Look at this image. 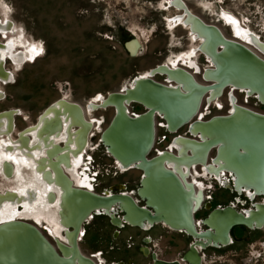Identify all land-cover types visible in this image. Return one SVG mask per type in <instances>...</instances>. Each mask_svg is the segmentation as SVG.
<instances>
[{
    "label": "rangeland",
    "instance_id": "obj_1",
    "mask_svg": "<svg viewBox=\"0 0 264 264\" xmlns=\"http://www.w3.org/2000/svg\"><path fill=\"white\" fill-rule=\"evenodd\" d=\"M183 1L194 15L207 24L216 25L225 37L233 39L231 28L224 21V18L230 16L241 24L240 28L248 29L249 33L255 34L264 42V0ZM177 14L180 11L169 6L167 0H0V19L11 21V33L20 41L18 48L26 53L32 47L33 51L36 50L33 55L25 54L29 55L27 59H24L22 52L13 54L10 45L0 51L1 56L9 54L16 63L9 59L4 61L5 68L12 72L13 78L7 84L0 83L3 91L0 111H15L12 137L23 127L32 125L43 109L58 98L77 102L84 107L98 95L105 97L108 92L126 87L135 76L144 75L162 63L178 62L194 75L197 82L203 83L201 74L188 67L187 62L195 61L200 70L211 64L200 51L186 59L185 54L198 45V40H192L183 25L169 26L168 19ZM1 35L0 41H4ZM132 44H135V48H132ZM252 49L258 54L256 49ZM153 79L162 82L164 76L155 75ZM234 94L239 104L264 113V107L254 96L247 97L240 90L234 91ZM229 105L226 89L217 101L208 104L202 100L200 111L203 119H208L214 115L226 114ZM128 107L131 113L139 114L144 111L137 103H130ZM113 113L111 107L85 112L87 118L94 117L101 120V123L89 132L81 166L77 167V177L87 176L89 182L93 181L96 192L122 183L125 185L124 192L134 198L140 172L133 168L119 169L100 142V134ZM185 128L183 126L176 132L169 133L161 117L157 115L154 144L148 157L154 156L158 150L168 148L176 135L191 137ZM213 155L212 151L209 157L212 158ZM196 171V174L194 171L192 173L197 182L201 183L204 196V205L194 214L196 223L212 208L229 202L238 211L250 208L251 201L246 192L231 195L221 187L223 177H226L228 183L231 179L229 175L216 179L204 173L201 167H197ZM191 178L190 174L189 179ZM12 186L11 181L0 178V192ZM252 201L264 202V199L255 197ZM208 202L211 207L205 208ZM39 215L35 218L38 219ZM35 226L55 245L46 224ZM204 228L202 224L197 225L198 230ZM235 230L240 231V228ZM251 231L252 239L235 240L241 250H237V264H250L263 258L264 225L261 229ZM245 233L249 232L244 231L243 236ZM79 235L82 253H96L105 264L125 258L133 259L137 264L145 263L146 260L137 250L145 237L166 245L168 248L164 256L169 260L179 259L187 246L195 241L193 237L171 231L161 223L154 225L149 232L127 224L119 230L108 222L106 216L95 217L85 223ZM17 243L20 242L16 241L14 247H17ZM25 247L24 244H19L15 253L17 257L13 254L16 263L26 264L27 260H31ZM22 248L25 249L23 258L22 254L19 255ZM206 250L200 251L205 255L201 264H220L215 261L218 257L216 251L212 248ZM225 255L220 260L221 264H226Z\"/></svg>",
    "mask_w": 264,
    "mask_h": 264
},
{
    "label": "bare ground",
    "instance_id": "obj_2",
    "mask_svg": "<svg viewBox=\"0 0 264 264\" xmlns=\"http://www.w3.org/2000/svg\"><path fill=\"white\" fill-rule=\"evenodd\" d=\"M167 4L181 11L180 14H177L168 19L169 26H175L178 24L183 25V27L185 26L188 28L189 36L191 37V39L199 41L196 47L189 49L188 53L185 54L186 59L190 58V56H192V54H194L196 51H200L202 54H204L208 62H211V65L205 67L202 71V74H204L206 79H213V80L208 81V83L207 82L199 83L196 81L193 75L190 74L188 71H186L184 68L180 66L173 68L172 66L176 65V63L173 61L170 62L169 64L170 68L166 65L159 64L155 66L154 68H152L150 71H148L149 73L144 74V75L148 74L147 76L135 77V81L131 82L130 85L126 87L124 86L122 89L118 91L109 92L105 97L103 96L101 97V95H98L96 98L91 100V102L93 103H96L97 101H99L98 104L90 103L88 105L89 108L86 107L85 109L86 112H90V108L96 109V108H106V107H112L113 110L115 111L114 107H116V109H120L122 98H124L123 99L124 104L126 101H129L130 99L131 101H141V102L147 103L150 107V110H153L155 107V110H157V114H160V115L163 114V116L166 119L165 121L166 128L168 127L169 130L175 131L177 130L175 127L178 124L176 120L180 119V117H182L183 114L186 113L187 111L193 110L194 107H196L197 103H199L200 101L199 99L205 91L204 86L210 85L214 82H215V85L210 87L208 91L203 95V97H205L204 98L205 101L207 100L206 102L209 101L210 103L214 99L219 98L222 95L223 91L228 87L230 89L228 90L229 95H232L231 94L232 90L237 89V90L243 91L244 93L250 94L248 96H254L255 94H257L258 98L262 102H264V58H263L264 57V42L259 41L257 39L258 36H256L255 34L249 33L250 31L248 29L245 30V28L243 27L240 28L239 26L241 24L237 22L234 18H231L230 16L224 18V21L231 28L233 39L232 38L229 39L225 37V35L221 32V30L216 25L207 24L203 20H201L198 16L194 15L188 9L187 5L184 3L183 0H167ZM7 28H10V25ZM218 45H221V47L217 48ZM251 46L258 51V54L254 52ZM133 48H135V45ZM259 54L262 55L263 57H261ZM196 71H198V68ZM156 73L167 74L168 80L173 79L175 82L169 85V83H161V82L154 80L153 78H152L153 80L151 81L149 77L150 74H156ZM150 82L153 83L154 85L150 84ZM135 84L136 86H134ZM159 84L162 85L161 89L157 88L161 86ZM224 84H228V85L227 87L222 89L221 87H223ZM154 86H157V87H154ZM203 97L201 98V101L203 100ZM64 99L60 98L57 100V104L59 105V107L53 106V103H52L51 105H49L43 110V113H47L46 111L49 110V112L52 113L53 116H51L50 119L45 118L43 120V126L41 130L46 132L47 134L54 133L56 134L57 137L58 135L60 136L59 131L61 130V127H62L61 126L62 122H61L60 117L61 115L65 116L67 113H69V115L71 116V125H73L74 127H77V129H75L73 132L74 137H75L74 139H71L72 134L70 130H67L66 131L67 136L63 138L60 137V139L61 138L64 139L63 146H59L58 144H56L53 146L52 150H48L46 152V154L49 157H51L49 160V166L54 169L57 178L62 183V190H63L61 194L62 202L64 203L63 206L66 210V213H64L65 214L64 224L67 227H69L70 224H75L72 219H74L77 213L81 211L80 209L81 206H84L87 203V200L76 195L77 193H75V191L73 190L75 189V187L71 186V182L69 181L67 176L62 171L63 169L59 166V164H55L52 158L54 157L55 152H60L64 150H67L68 152L73 151L70 148L71 146L70 144L73 142L75 143V146L77 147L76 149L77 152H79L86 143V133H84L83 126H85L86 129H89L91 126V121L89 123L85 122L83 118V112L81 111V108L79 107L78 104L68 102ZM201 101H200V104H201ZM107 103L113 104V105L105 106V104ZM231 103H232V108L231 109L229 108V109L233 117L219 123L221 124L219 125L220 128L218 127V129H213V128L207 129L204 126H209L210 123L201 124L207 119L201 120L200 118L197 119L196 117V119L192 121L190 120L189 124L191 123L190 131L192 133H195L196 131L200 132L199 133L200 137L196 135L198 139L178 136L173 139L174 143L177 146L178 155L173 154L170 151H162L161 153L155 156H152V157H155V159L151 161L152 164L148 167L149 170H151V175H152V180H153L151 181V184L149 186V188L152 191L149 188H146L147 186H143L141 190V192H144L145 195L147 196V201L149 202V204L152 203L154 207H156L157 209H160L161 211L169 210L170 212H173L175 214L176 219L173 220L174 221L172 222L173 224L168 223L166 224V226H169L172 229L174 228H176V230L183 229L188 233L191 232L193 234H198V238H202L208 241V242H205V244L200 243L201 246H205L206 244H209V243L214 244L220 240L223 242L224 236L223 234H220L219 229H221L222 225L225 224L226 220L227 221L240 220L241 217H236V216L233 217V215H231L228 212L229 209H227L228 211H224L220 214L217 213V215H214L213 213L206 220V222L210 226L216 227L215 231L211 227L210 228L207 227L209 228L207 231L204 230L202 232H197L195 229L196 233L192 232L190 228H188L187 226H183L182 224H179L180 220L178 219H180L181 216L180 215L178 216V214L181 208H179L180 201L179 200L175 201V199L178 198L177 196H175L176 187L170 184L166 178L162 180L159 179L161 175H159L158 170L160 167L163 166L170 173L177 176V178L182 183L184 191L187 194L186 200L188 204L190 205L191 210L193 211L195 210V208L200 202L201 191L199 190L195 192L192 184L189 183V185H187L188 183H185L183 181L184 179L182 178L183 177L186 178L188 174L185 176L183 172H182L183 174L180 172L181 174L180 175L177 171H174L171 168H168L169 162H170L169 163L170 166H171V163H173L174 165H177V166L185 165L188 169L198 164L200 165L202 164L204 166L206 165L208 170L211 172L210 175L214 174L215 176H218L219 173H220L219 176H221V174L226 169L229 172H235L233 184H234L235 189L239 193H242V191H247L249 192L250 197H253L256 194L264 193V124L258 125L260 124L258 122L248 123L249 121L246 119H243L244 115L243 113H240V112H249L253 115H263L264 113L255 111L249 107L235 103L234 97H231ZM12 112L13 110H9V114L7 115L11 117L12 119L11 125L13 126V115L11 116ZM70 113H72V115ZM221 115L222 114L214 115V117L221 116ZM67 118L68 117H66L65 120H67ZM93 121L95 120H92V122ZM4 122L5 121L3 120L0 123V134L4 132V127H5ZM175 122L177 123L176 125H175ZM79 123H82L84 125H79ZM99 123L100 122H96L94 123V125L95 124L98 125ZM26 128L17 132V134L15 135L16 139L18 140L20 139V136H19L20 133L25 131ZM138 128H139V131L136 132L133 136L130 134L128 136L127 135L128 133H126V131L124 130H119L118 126L115 129H113L110 135L111 136L110 142L112 143L111 145L113 146L112 149H114L113 151L123 156V158L131 157L134 153H136V150L138 147L137 143H141L144 138V130L142 126L140 125L138 126ZM12 133L13 131L11 129L10 134ZM214 139L220 141L218 156L214 158L212 161L208 160L209 159V156H208L207 160L205 161V156L208 150L207 148L208 144L212 142ZM6 143L7 142L5 140H0V163H2L1 162L2 160H12L19 173L20 172L23 173V171H21L23 170V168H26L27 170V168L33 167L34 163H32L31 160L24 159L22 154L18 155L16 152L5 151L4 144ZM239 147H241V149L239 150L240 154L238 155L237 153H238ZM73 152H75V150ZM67 161H68V157L66 154V156L64 155L63 163L67 165L68 164ZM208 161H209V164H206ZM10 163L8 164L7 162H5L6 169L9 172V176L12 175V165ZM78 163H79V157L77 158L76 156V158L72 160L71 173H72L73 178H75L73 180H76L77 182H78V178L74 175V173H75V167L77 166ZM117 165L120 168L129 167L126 164L119 162V161H117ZM140 165L141 164L137 162L136 166H140ZM149 170H147V173L150 174ZM71 173L69 174L71 175ZM38 177L36 176V179ZM154 183H155V189L153 186ZM166 185L168 187H166ZM23 187L18 186V190L20 193L24 191ZM42 188L43 189H41L39 193L40 197L36 199H32V201L31 200L28 201L27 202L28 204L27 203H23L24 205L22 204L23 210H21L20 213L22 211L23 213L21 214L17 212L16 210H14L13 208H11L10 206L8 207V205H4L0 207V226H2L3 224H9L11 222H15L19 220V219H12L16 215H22L24 213L29 214L34 211L35 214H32V215L34 217L38 216L39 210L43 208L42 207L43 205H41L43 201V194H45V192L47 191L46 187H42ZM166 188H168L167 189L168 193L170 192L172 193L171 195L172 197L169 199H168L167 194L162 195L161 197L160 195H158V193L164 192ZM144 193L142 194L144 195ZM155 193H156V196H155ZM49 194H50V191H49ZM52 194L53 193L51 192V195ZM15 196L16 194L14 192L5 191L3 193H0V202L7 201L8 199L14 200L16 199ZM106 198H113V194L107 196ZM118 201L120 202L119 205L123 209H125V211L127 212V214L125 215V219H127L131 223H138L140 221L139 214H135L134 212H132L130 206H128L125 200L119 199ZM107 206L108 205L104 206L105 210H108ZM236 213H240V212L236 210ZM242 214H243L242 215L243 223L252 225V227L254 226L261 227L264 224V203L257 202L254 209H248L247 212L245 210V213H242ZM4 220H7V221L1 222ZM19 221H23V220H19ZM8 231L9 230H7V227L0 228V249L4 250V248L10 246V242L8 240L10 239L12 234L9 235ZM73 232H74L73 234L74 238L72 240L71 249L67 250L62 245L58 246L63 254L62 255L63 260L69 261V259H71L74 262V264H76V262L77 264H93L88 258L84 257L80 253L78 248L77 250L75 249L74 243H75V235L77 233H75V231ZM27 239L29 238L27 237L22 238L21 236V239L17 241L20 242L21 240L22 241L24 240L23 242H24V245L26 246L25 248L28 250L29 254L31 255L30 256L31 260L30 261L27 260L26 264H31V262L34 261V259H36L37 257L34 256V253H35L34 251L32 252L29 251L33 249L31 248L32 247V245L30 244L31 241L30 240L28 241ZM227 241H225V243ZM191 246L192 248L190 247L191 248L190 253L186 256L187 258H184V260H189L190 262L194 263V261H197V258L195 256L197 254V251L193 245ZM18 247H19V244L17 245V247H13V251H12L13 254L17 252ZM63 251L64 252L68 251L66 252V256ZM13 254L11 255L13 256ZM35 254H38V253L36 252ZM8 258H9V255H8ZM11 260L12 262L9 264H20V263H16L13 257L11 258Z\"/></svg>",
    "mask_w": 264,
    "mask_h": 264
},
{
    "label": "flooded vegetation",
    "instance_id": "obj_3",
    "mask_svg": "<svg viewBox=\"0 0 264 264\" xmlns=\"http://www.w3.org/2000/svg\"><path fill=\"white\" fill-rule=\"evenodd\" d=\"M181 12V11H180ZM9 25H11V21L9 20V19H4V20H1L0 19V33H2V34H4L3 36H2V38H4L5 40L4 41H0V51L1 50H3V49H5V47L8 45H10V47H11V52L13 53V54H15V53H18V52H22L23 53V55H24V59H27V57L29 56H26L25 54H30L31 53V55H33L34 53H36V50H34L33 51V47L31 48V50H29L28 51V53H26L25 51H23L22 49H19L18 48V43L20 42L18 39H16L13 35H12V33H11V28H7V27H9ZM6 26V27H5ZM11 27V26H10ZM185 27V26H184ZM5 28V29H4ZM186 29H187V31H188V28L187 27H185ZM9 32V35H7V33ZM11 33V34H10ZM189 33V32H188ZM257 39L259 40V41H261L258 37H257ZM198 43H199V41H198ZM134 45L135 44H132V48L134 47ZM7 50H9V47H8V49ZM6 59H9V60H11V61H13V57H11L9 54H4L3 56H1V54H0V83H2V84H7V83H9V82H11V79L13 78V74H12V72L11 71H9L8 69H6L5 68V66H4V64H3V62L6 60ZM23 59V60H24ZM14 62V61H13ZM15 63V62H14ZM188 67H190V68H194L195 70V72H199L200 74H202V71L203 70H200L199 69V66L197 65V63L195 62V61H193V60H188ZM16 64V63H15ZM163 65H166V66H168L169 68H170V66H169V64H166V63H162ZM178 66H180V67H182V68H184L181 64L179 65L178 64V62H177V64L175 65V66H172L173 68H175V67H178ZM154 68V67H153ZM197 68H198V71H196L197 70ZM152 69V68H151ZM150 69V70H151ZM186 71H188L189 73H190V71L189 70H187L186 68H184ZM149 70V71H150ZM149 73V72H148ZM156 74H158V73H156ZM191 74V73H190ZM148 75V74H147ZM147 75H137V76H147ZM160 75H162V74H160ZM137 76H135V77H137ZM8 77V78H7ZM193 77H194V75H193ZM152 78H154V77H152ZM195 78V77H194ZM155 80V79H154ZM6 81V82H5ZM157 81V80H156ZM158 82H161V81H158ZM161 83H164V82H161ZM130 85V84H129ZM126 86H128V85H126ZM124 87V86H123ZM123 87H121L120 89H122ZM119 89V90H120ZM227 89V97H228V100H229V103H231V97H234L235 98V103H237V104H239L238 102H237V99H236V96H235V94H234V91H237V89H235V90H232L231 92V94L232 95H229L228 94V90H230L229 89V87L228 88H226ZM225 89V90H226ZM224 90V91H225ZM118 91V90H117ZM223 91V92H224ZM241 91V90H240ZM113 92V91H112ZM109 93V92H108ZM107 93V94H108ZM106 94V95H107ZM223 94V93H222ZM105 95V96H106ZM3 96V91H2V89L0 88V98ZM222 96V95H221ZM220 96V97H221ZM205 97H203V100L205 101V99H204ZM58 99H60V98H58ZM58 99H56V100H54V101H52L49 105H51L52 103H53V106H56V107H59V105L57 104V100ZM61 99H64V98H61ZM64 100H66V101H68L67 99H64ZM214 100H218V98H216V99H214ZM213 100V101H214ZM207 101V100H206ZM68 102H71V103H76V104H78L79 105V107L81 108V111L83 112V118H84V120H85V122H87V123H89L90 121H91V126H90V128L89 129H86L85 128V126H83L84 127V133H86V143H85V145H84V147L79 151V152H77V147L75 146V143L73 142V143H71L70 145V148H71V150H75V152H73V151H67V150H64V151H60V152H55V155H54V157L52 158L53 159V161L55 162V164H59V166L63 169L62 171H63V173L67 176V178L69 179V181L71 182V186H73V187H75V188H83V189H85V190H88V191H90V192H92V193H95V194H98V195H103V196H109V195H111V194H115L114 192L116 191V192H118V193H121V194H123V195H127V193H125L124 192V190H125V185L124 184H122V183H118V184H116V185H113V186H111L110 187V189H105V190H103V191H101V192H96L95 191V189H94V186H93V181H91L92 182V184H91V182H89L88 181V178H87V176H80V177H77V174H78V171H77V166H78V164H77V166L75 167V173H74V175L78 178V182L76 181V180H73V179H75V178H73V176H72V173H71V166H72V160H74L75 158H76V156H77V158L79 157V162H80V157L82 156V153H83V150L86 148V145H87V143H88V138H89V132L91 131V129L96 125H94V123H96V122H101V120H98V119H96V118H94V117H89V118H87L86 116H85V112H86V107H88V105L90 104V103H92V104H98V102L99 101H97L96 103H93V102H91V101H88L87 103V105L85 104L84 105V107L83 106H81L79 103H77V102H73V101H68ZM202 102V101H201ZM206 103H208L209 104V101L208 102H206ZM49 105H47L46 107H48ZM200 106H201V104H200ZM200 106H199V109H198V111H197V113H196V115L194 116V118L192 119V120H194V119H196V117H197V115L198 114H202L201 113V111H200ZM45 107V108H46ZM44 108V109H45ZM89 108V107H88ZM107 108V107H106ZM112 108V107H111ZM229 108L231 109L232 108V103H231V105L229 106ZM43 109V110H44ZM96 109H99V108H96ZM103 109H105V108H103ZM113 109V108H112ZM9 110H12V109H9ZM9 110H3V111H0V123L4 120L5 122V124H4V132L2 133V134H0V140H5L7 143L6 144H4V148H5V151H7V152H9V151H12V152H16L18 155H21L22 154V156H23V158L24 159H26V160H31L32 161V163H34L33 164V169L32 168H27V170L29 171H27L26 170V168H23V170H21V171H23V173L22 172H18L17 171V168H16V166H15V164L13 163V161L12 160H2L1 162L2 163H0V178H2L4 181H11V184L13 185L12 187H10L9 189H6V190H4V191H1L0 193H3V192H5V191H10V192H14L15 194H16V199H14V200H7V201H2V202H0V207H2V206H4V205H8V207L10 206L11 208H13L14 210H16L17 212H19L20 213V211L21 210H23V203H27L28 201H32V199H36V198H38V197H40V195H39V193H40V190L41 189H43L42 187H46V189H47V191L45 192V194H43V201H42V204L41 205H43L42 207L43 208H41L40 210H39V214L40 213H42L41 215H39V217H38V219L37 218H35L34 216H32V214H35V212L33 211V212H31V213H29V214H27V213H24V214H22V215H16L14 218H12V219H19V220H23V221H26V222H30V223H32L33 225H37V224H46V226L49 228V231L51 232V234H52V236H51V238H52V241L56 244V246L58 247L59 245H62L63 247H65L67 250H69V249H71L72 248V240H73V238H74V232H73V230H71L69 227H67L65 224H64V220H65V214L64 213H66V210H65V208H64V206H63V202H62V192H63V190H62V183H61V181L57 178V176H56V173H55V171H54V169L53 168H51L50 166H49V160H50V158L51 157H49L47 154H46V152L48 151V150H52V148H53V146L54 145H56V144H58L59 146H63V144H64V139H62L63 137H65V136H67V130H70V132H71V139H74L75 137H74V134H73V132H74V130L75 129H77V127H74L73 125H71V116L69 115V113H67L65 116H62L61 115V117H60V119H61V130L59 131V134H60V136L58 135V137L56 136V134H47L46 132H44V131H42L41 129H42V126H43V120L45 119V118H48V119H50V117L51 116H53V114L52 113H50L49 112V110L48 111H46L47 113H43V111L38 115V118H37V120L32 124V125H28V126H25V127H23L21 130H23V129H25L26 127V130L25 131H23V132H21L20 133V139L18 140V139H16V137H12V134H10V131H11V129H12V125H11V117L10 116H8L7 114H9ZM93 110H95V109H91L90 108V111H93ZM114 111V110H113ZM14 113V114H13ZM43 113V114H42ZM71 115H72V113H70ZM4 115H6V116H4ZM13 115V124H14V119H15V111L13 110V112L11 113V116ZM8 116V117H7ZM66 117H68L67 118V120H65V118ZM7 118V119H6ZM201 120H205V119H203V118H200ZM10 120V121H9ZM92 120H95V121H93L92 122ZM191 120V121H192ZM10 122V123H9ZM7 123V124H6ZM100 124V123H99ZM163 124H165L166 125V123H165V121H164V123ZM189 124V123H188ZM39 125V126H38ZM79 125H84V124H82V123H79ZM94 125V126H93ZM72 126V127H71ZM7 127V128H6ZM183 127V126H182ZM9 128V129H8ZM6 129V130H5ZM62 129H64V130H62ZM9 130V131H8ZM34 132H33V131ZM178 130V129H177ZM176 130V131H177ZM26 132V133H25ZM40 132V133H39ZM34 133V134H33ZM44 133V134H43ZM62 133V134H61ZM25 134V135H24ZM65 134V135H64ZM5 136V137H4ZM27 136H28V138H27ZM178 136H180V137H188V136H184V135H176L174 138H176V137H178ZM10 137V138H9ZM60 137H62L61 139H60ZM7 140H6V139ZM55 138V139H54ZM57 138V139H56ZM173 138V139H174ZM188 138H195V139H198L196 136H191V137H188ZM11 141H10V140ZM172 139V141L170 142V144H169V148H170V150L169 149H162V150H158L157 151V153L155 154V155H157V154H159V153H161L162 151H170L171 153H173V154H177L178 155V150H177V146H176V144L174 143V140ZM17 141V142H16ZM28 141V142H27ZM52 143H51V142ZM27 143V144H26ZM24 145V146H23ZM50 146V147H49ZM48 147V148H47ZM34 148V149H33ZM17 149V150H16ZM28 149V150H27ZM30 149H32V150H30ZM42 149V150H41ZM37 150V151H36ZM44 153H45V155H44ZM36 154V155H35ZM66 154H67V157H68V161H67V165H65L64 163H63V160H64V155L66 156ZM41 157H40V156ZM154 155V156H155ZM9 161V162H8ZM42 161V162H41ZM44 161V162H43ZM70 161V162H69ZM5 162H7L8 164L10 163L11 165H12V175H10L9 176V172H8V170L6 169V165H5ZM170 163V162H169ZM168 163V165H169V167L168 168H171L172 170H174V171H177L179 174H180V172L182 173H184L185 174V176H186V178L185 177H183L182 179H184L183 181L185 182V183H188L187 185H189V183L190 184H192V186H193V188H194V191L195 192H197V191H199V190H197V188L198 187H200L201 186V183H199V182H197V180L194 178V175H193V173H192V171H194V173L196 174L197 173V171H196V168L197 167H201V170L204 172V173H207V174H211V172L208 170V168L206 167V165L204 166V165H200V164H198V165H195V166H193V167H190L189 169L185 166V165H174L173 163H171V166H170V164ZM206 164H209V161L206 163ZM40 166V167H39ZM68 166H70V167H68ZM47 168H49V169H47ZM131 168V167H130ZM67 169H69V170H67ZM119 169H122V170H124V169H128V168H119ZM137 170V169H136ZM179 170H181V171H179ZM15 171V172H14ZM36 171V172H35ZM69 171V172H68ZM139 171V170H138ZM39 172V173H38ZM140 172V171H139ZM16 173V174H15ZM19 173V174H18ZM69 173H71V175L69 174ZM182 173V174H183ZM190 174H191V179H189V177H190ZM38 177L37 179H36V176ZM81 175H83V174H81ZM181 175V174H180ZM219 175H220V173H219ZM218 175V176H219ZM21 176V177H20ZM23 176V177H22ZM213 176H215L214 174H213ZM218 176H215L216 178H219ZM12 177V178H11ZM35 177V178H34ZM182 177V176H181ZM8 178V179H7ZM140 178H141V172H140V177H139V179H138V182H137V185H136V188H135V197L133 198V196L132 195H130V194H128V195H130L133 199H134V201L136 202V204L137 205H139V206H144L145 204H144V201L141 199V198H139V196L137 195V189L139 188V186H140ZM39 179V180H38ZM33 181V182H32ZM31 184H30V183ZM86 182V183H85ZM89 182V183H88ZM77 183H78V185H77ZM227 180H226V178H223V182H221L220 184L221 185H223V186H221L222 188L224 187V189H225V191L227 190V192H229L231 195H232V193H234L235 195H236V193H237V191H236V189L234 188V184H233V180L232 179H230L229 180V182L227 183ZM43 184V185H42ZM41 185V186H40ZM52 185V186H51ZM18 186H24L23 187V190L25 191H23L22 193H20L19 192V190H18ZM26 186V187H25ZM40 187V188H39ZM30 188V189H29ZM32 188V189H31ZM90 188V189H89ZM35 189V190H34ZM16 192H15V191ZM35 191V192H34ZM49 191H50V194H49ZM201 191V190H200ZM19 192V193H18ZM31 194H30V193ZM51 192L53 193L52 195H51ZM243 192V191H242ZM27 195H25V194ZM28 193V194H27ZM37 195V196H36ZM24 198H23V197ZM26 196V197H25ZM30 196V197H29ZM35 196V197H34ZM45 196V197H44ZM47 196V197H46ZM248 196V195H247ZM50 197V198H49ZM256 198H258V197H262L263 198V196L262 195H257V196H255ZM255 197H253L254 199H255ZM248 198H249V200L251 201V206L255 203V202H253L252 200L253 199H251L249 196H248ZM23 199V200H22ZM51 199V200H50ZM264 199V198H263ZM47 200V201H46ZM53 200V201H52ZM14 201V202H13ZM16 201V202H15ZM21 201H23V202H21ZM55 201V202H54ZM48 202V203H47ZM140 202H143L142 204L140 203ZM9 203V204H8ZM21 203V204H20ZM47 203V204H46ZM259 203V202H258ZM261 203V202H260ZM262 203H264V202H262ZM23 204V205H22ZM28 204V203H27ZM195 204V203H194ZM200 204V203H199ZM199 204L197 205V207L195 208V209H197L198 207H199ZM14 205V206H13ZM19 205H21L22 206V209L19 207ZM202 205H204V196L202 197V202H201V205H200V208H201V206ZM225 206H231V207H235L231 202H229L228 204L226 203V204H223L222 206H219L218 208H222V207H225ZM250 206V207H251ZM211 207V204L208 202V203H206L205 204V208H210ZM199 208V209H200ZM21 209V210H20ZM198 209V210H199ZM249 208H247V209H245L246 210V212H247V210H248ZM250 209H254V207H252V208H250ZM57 210V211H56ZM238 211V210H237ZM18 213V214H19ZM21 213H23V211L21 212ZM20 213V214H21ZM209 213V212H208ZM208 213H207V215H208ZM207 215L203 218V219H205L206 217H207ZM19 218H18V217ZM100 216H106V218L108 219V222L111 224V225H113V226H115V227H117L119 230L120 229H122L123 227H124V225H129V227L131 226L130 224H128L125 220H124V218H123V216H124V213H123V211L121 210V208H120V205L118 204V203H116V204H114L113 206H112V208L109 210V212H106L105 210H103V209H100V210H98V211H95V212H93L87 219H85L84 221H83V223H82V225L80 226V229H79V233H77L76 235H75V241L77 242V248H78V250L80 251V253L84 256V257H86V258H88L93 264H105L103 261H102V259H101V257L98 255V254H96V253H90V254H88V255H85V254H83L82 253V251H81V249H80V246H79V242H78V240H79V234L81 233V228H82V226L85 224V223H88L89 221H92L95 217L96 218H98V217H100ZM111 216L112 217H114V218H117L118 220H119V224L118 223H114L113 221H112V219H111ZM23 218V219H22ZM203 219H201V221H199L198 222V225L199 224H202V221H203ZM8 220H10V219H8ZM44 222H43V221ZM7 220H4V221H1V222H6ZM157 224H160V223H154V224H147V223H145V225H143V226H133V227H135L136 229L137 228H139V229H141V230H143L144 232H149V231H151L152 230V227L154 226V225H157ZM58 225H59V227H58ZM164 225V224H163ZM203 225V224H202ZM166 226V225H165ZM205 228L204 229H200V230H198V229H196V231L197 232H202V231H204V230H206L207 229V227L205 226V225H203ZM263 226V225H262ZM261 226V227H262ZM35 227H37V226H35ZM56 227H57V229H56ZM166 227H168V229H170L171 231H178V232H182V233H185L186 235H188V233L185 231V230H183V229H181V231H179V230H174V229H172V228H170L169 226H166ZM237 227H239L240 228V231H237V230H235V229H237ZM38 230H39V228H37ZM258 229H261V228H258ZM248 231L249 233L247 234V233H245V236H243V232L244 231ZM39 232L41 233V231L39 230ZM251 232V233H250ZM42 234V233H41ZM250 234H252V231H251V229L250 228H247V227H245V226H242V225H235V226H233L231 229H230V231H229V235H228V237H229V239H228V241L226 242V243H218V244H216V245H212V244H207L206 246H201L200 245V243H202V244H205V242H208V241H206V240H204V239H202V238H198L197 240H196V242L194 243V244H192L193 246H194V248L196 249V251H197V254L199 255V257H200V262H199V264L204 260V253L202 252V254H203V256L201 255V253H200V251L201 250H205V251H207L206 249H208V248H212L213 249V251H216L215 253H217L218 254V257H216V259H215V261L216 262H219L220 264H221V262H220V260L221 259H223V254H226L225 255V257H227V259L226 260H224L225 261V263L226 264H237V261H238V259H237V255H238V253H237V250H239V251H241L240 250V248H238L237 246V242L235 241L237 238H240L241 240H246V241H248L249 239H252V236L250 235ZM43 235V234H42ZM44 236V235H43ZM146 236H147V234H146ZM189 236V235H188ZM44 238L48 241V239L44 236ZM49 242V241H48ZM194 242V241H193ZM210 242V241H209ZM50 243V242H49ZM211 243H212V241H211ZM243 243H245V242H240V244H243ZM247 244V243H246ZM52 245V244H51ZM191 245V244H190ZM190 245L189 246H187V249H186V251H188L189 250V248H190ZM166 245H163V244H159L157 241H155V242H153V241H151L150 240V238L148 237H145L143 240H142V242H140V244H139V249H138V247H137V250L139 251V254L146 260V262L145 263H142V264H153L154 262H155V260H160V261H165V262H169V261H177V262H179V264H181V261H186V260H184V258H183V255H184V253L186 252H184L181 256H180V258L179 259H168V258H166L165 256H164V252H165V250L168 248V247H165ZM263 250V254H264V249H262ZM64 252V251H63ZM66 252H68V251H65L64 253H65V256H66ZM262 254V255H263ZM63 255V254H62ZM259 261H261L260 263H258ZM76 262V261H75ZM246 262V261H245ZM264 264V255H263V258L260 260V259H256V260H254L252 263H250V264ZM76 264H77V262H76ZM112 264H137V262H135L133 259H127V258H125V259H123V260H120V261H115V262H113Z\"/></svg>",
    "mask_w": 264,
    "mask_h": 264
},
{
    "label": "water",
    "instance_id": "obj_4",
    "mask_svg": "<svg viewBox=\"0 0 264 264\" xmlns=\"http://www.w3.org/2000/svg\"><path fill=\"white\" fill-rule=\"evenodd\" d=\"M218 47L220 48L221 45H218L217 48ZM209 63L211 64V62H209ZM153 75L154 74H150V76H149L151 81L153 80L152 79ZM162 75L164 76V80L162 82L169 83V85L171 83L175 82L173 79L168 80L167 74H162ZM202 79L204 82H208V81L213 80V79H206L204 74H202ZM133 81H135V77L132 79L131 82H133ZM153 82H155V81H153ZM150 84L154 85L151 82H150ZM159 85H161V84H159ZM159 85H157V86H159ZM214 85H215V82L210 84V85L204 86L205 91L202 94V96L200 97V99H199L200 101H201V98L203 97V95L208 91V89ZM227 85L228 84H224L223 87H221V88L223 89V88L227 87ZM134 86H136V84ZM157 86H154V87H157ZM161 87H162V85L157 87V88L161 89ZM248 95H250V94L245 93V96L249 97ZM254 98L256 99V101L260 105H262L264 107V102H262L258 98L257 94L254 95ZM123 99L124 98L121 99L122 102H121L120 109H116V107H114L115 111L113 113V116H112L110 122L103 129V131L100 134V142L105 147L106 152L114 160L116 165H117V161H119V162H122V163L126 164L127 166H129L128 168L131 167V168L137 169L141 172L140 186L137 189V195L139 196V198H141L144 201L145 205L144 206L137 205L136 202L134 201V199L128 194L123 195L121 193H115V194H113V198H106L107 196H103V195L100 196L98 194L91 193L88 190H85L83 188H75L73 190L75 191V193H77L76 195L87 200V203L84 206H81V208H80L81 211L77 213V215L74 217V219H72L75 224L69 225V228L71 230L75 231V233H79L78 231H79L80 226L82 225L83 221L85 219H87L93 212L98 211L100 209L105 210L104 206H106V205H108L107 206L108 210H105V211L109 212V210L112 208V206L114 204H116V203L120 204V202L118 201L119 199L125 200L126 203L128 204V206H130L131 211L134 212L135 214H139V216H140L139 217L140 221L138 223H131L127 219H125V215L127 214V212L125 211V209H123L120 206L121 210L124 213V216H123L124 220L128 224H130L131 226H143V225H145V223L150 224V225L154 224V223H161L164 225H166L168 223L173 224L172 223V222H174L173 220L176 219L175 214L173 212H170L169 210L168 211L164 210L165 211L164 212V211H161L160 209H157L156 207H154L151 202H150L151 204H149V202L147 201V196L145 195L144 192H141L143 186H147L146 188H149L151 181H153L152 175H151V170H149L148 167L152 164L151 161L153 159H155V157H148V156H149V153L152 149V146L154 143V138H155V117L158 115L161 117V119L163 121H166V119L163 116V114L162 115L157 114V110H155V107L153 110H150V107L147 103H144L141 101H131V99H130L129 101H126L124 104ZM200 101H199V103H197L196 107H194L193 110L187 111L186 113L183 114L182 117H180V119L176 120L178 123L177 124L175 122V125L177 124L175 127L176 129H180L182 126H186V128H185L186 133H188L190 136L198 135L200 137V135H199L200 132L196 131L195 133H192L190 131V124L191 123L188 124L190 122V120H192L194 118V116L196 115V113L199 109ZM129 103L139 104L143 108L144 111L139 113V114L131 113L129 111V107H128ZM229 104L231 105V103H229ZM108 105H113V104H109V103L105 104V106H108ZM127 107H128V109H127ZM240 113H243V115H244L243 119L248 120L249 121L248 123L258 122V123H260L258 125L264 124V114L263 115H253L249 112H240ZM202 117H203V114L197 115V119L202 118ZM232 117L233 116L230 112V109H228L226 114H222L221 116H215V117L211 116L206 121L202 122L201 124L210 123L209 126H204V127L207 129L208 128L209 129L210 128L218 129V127L220 128L219 125H221L219 123H221L227 119H230ZM140 125L142 126V128L144 130V138H143L141 143H137L138 147H137L136 153H134L131 157H128V158L125 157L126 158L125 159L120 154L114 152L113 151L114 149H112L113 146L111 145L112 143L110 142L111 141L110 140L111 131H113V129H115L118 126L119 130L126 131V133H128L127 134L128 136H129V134L133 136L136 132L139 131L138 126H140ZM12 130H13V126H12ZM167 130L169 132H175L176 131V130L171 131L168 129V127H167ZM218 132H219V130H218ZM219 146H220V141L215 140V139L208 144V147H207L208 150H207V153L205 156V161L207 160L208 156L210 155V153L212 151L214 152V155L212 158L209 157L210 158V159H208L209 161H212L214 158H216L218 156ZM167 149H170V148L168 147ZM240 149H241V147H239V149H238V153H237L238 155L240 154V151H239ZM137 162H139L141 165L136 166ZM147 170L150 171V174L147 173ZM158 172H159V175H161V177L159 179L162 180V179L166 178L170 184H172L176 187L175 196H177L178 198L175 199V201H177V200L180 201V207L179 208H181L180 212L178 214V216L179 215L181 216V218L178 219V220H180L179 224H182L183 226H187L188 228H190V230L192 232H195L196 226H195V222H194V212L197 209H195L194 211L191 210L190 205L188 204V202L186 200L187 194L183 189L182 183L177 178V176L170 173L163 166L159 168ZM223 173H228L229 175H231V179L234 181L235 172H229L228 170L225 169ZM159 179H158V181H159ZM153 186L155 189V183L153 184ZM166 187H168V186L166 185ZM149 189H148V191H149ZM167 189L168 188H166L165 191L162 193H158V195H160V197H161L162 195L167 194L168 199L171 198L172 193L171 192L168 193ZM142 193H144V195ZM257 195H262L264 198V193L256 194L255 196H257ZM155 196H156V193H155ZM249 197H250V195H249ZM251 198H253V197H251ZM201 200H202V194H201L200 202H201ZM255 205H256V203H254L251 206V208L255 207ZM227 209H229V211ZM224 211H228L231 215H233V217L234 216L241 217V219L240 220H234V221L233 220L232 221L226 220L225 224L222 225L221 229H219L220 234H223V236H224L223 242L220 240V241H217L216 243H214L212 245H216L218 243H225V241H227V239H228L230 229L235 225H242V226H245V227L250 228V229L261 228V227H257V226L252 227V225H248V224L243 223L242 222L243 221L242 220V215H243L242 213H245V210L239 211L240 213H236V210L231 206H225L223 208H213L208 213L207 217L205 219H203L202 224L205 225L206 227H209V228L211 227L215 231L216 227L210 226L206 222V220L213 213H214V215H217V213L220 214ZM111 219L115 224L116 223L119 224V220L117 218H114L111 216ZM169 219H171V220H169ZM175 222H177V221H175ZM1 227H7V230H9L8 231L9 235L12 234V236L9 239L10 246L4 248V250L0 249V262H1V264H9L12 262V260H11L12 255L11 254H13L12 251H13L14 243L17 240L21 239V236H22V238L27 237V238H29L27 240L31 241L30 244L32 245L31 248L33 250H29V251H31V252L34 251L35 253L36 252L38 253V254L34 253V256L37 258L34 259V261H32L31 264H74V262L71 259H69V261L63 260L62 252H61L60 248L57 247L56 244L51 245V243H49L44 238V236L39 232L37 227H35V225H33L32 223L17 220L15 222H11L9 224H3L2 226H0V228ZM209 228H207L205 231H207ZM174 230H176V228H174ZM177 230L181 231L180 229H177ZM188 234L190 236H192L193 238H195V241L192 243V244H194L196 242V240L198 239V234H193L191 232H189ZM23 241L21 240L19 244L23 245L24 244ZM191 245H190V247L192 248ZM74 247L77 250V242L76 241L74 243ZM191 248H189V250L184 253L183 258H187L186 256L190 253ZM22 249L23 250L20 251L19 255L22 254V258H23V257H25V256H23L25 249L24 248H22ZM8 255H9V258H8ZM195 256L197 258V261L193 260L194 263L190 262L189 260H186V261L191 263V264L199 263L200 262L199 255L196 254ZM18 260H21V258L18 257ZM153 264H179V262H177V261L165 262V261L155 260V262Z\"/></svg>",
    "mask_w": 264,
    "mask_h": 264
},
{
    "label": "built area",
    "instance_id": "obj_5",
    "mask_svg": "<svg viewBox=\"0 0 264 264\" xmlns=\"http://www.w3.org/2000/svg\"><path fill=\"white\" fill-rule=\"evenodd\" d=\"M92 180H94V178H92ZM202 190H203V188H202ZM196 225H198V222L196 223ZM201 255L203 256V254L201 253ZM181 264H188V263H186V262H181Z\"/></svg>",
    "mask_w": 264,
    "mask_h": 264
}]
</instances>
